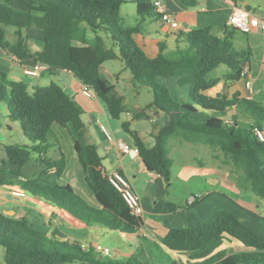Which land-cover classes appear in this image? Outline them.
<instances>
[{"label":"trees","instance_id":"obj_1","mask_svg":"<svg viewBox=\"0 0 264 264\" xmlns=\"http://www.w3.org/2000/svg\"><path fill=\"white\" fill-rule=\"evenodd\" d=\"M127 1L0 0V49L20 60L45 63L51 70L60 67L72 72L94 89L114 119L126 111L125 98L116 84L104 77L101 66L120 60L132 73L133 83L152 94L149 107L171 116V122L155 134L153 146H148L128 121L122 123L149 171L160 174L169 189L173 166L169 143L178 139L208 145L223 153V162L237 175L240 188L264 200V141L256 134V129L264 134V104L238 93L231 97L204 94L221 81L228 85L246 75L253 51L250 45L235 46L234 36L241 30L228 24L220 34L212 26L182 29L174 33L178 44L174 52H167V44L159 42L152 57L141 46L140 36L145 33L147 19L157 21L161 15L152 0H135L136 23L126 25L121 8ZM7 26L14 27L13 39L8 38ZM34 29L42 38L37 50L28 40ZM221 64L228 71L211 76ZM171 78L181 87L189 86V100L172 99L165 82ZM3 102L8 104L10 118L20 122L29 143L5 145L0 186H16L87 225L138 235L155 256V264H184L169 251L187 254L194 264H264V233L227 209L199 222L190 221L185 227H172L159 242L140 235L141 216L132 212L110 181L98 146L86 140L84 108L59 83L36 85L30 92L26 81L10 79L0 71V104ZM201 115L203 119L198 120ZM55 124L72 135L78 161L99 206L88 203L68 183L43 179L52 172L60 178L67 167L60 147L57 157L49 154L59 146ZM227 237L238 241L243 249L221 248ZM0 247L6 264H136L131 258L97 253L93 247L84 250L80 244L36 230L25 216L3 212Z\"/></svg>","mask_w":264,"mask_h":264},{"label":"crops","instance_id":"obj_2","mask_svg":"<svg viewBox=\"0 0 264 264\" xmlns=\"http://www.w3.org/2000/svg\"><path fill=\"white\" fill-rule=\"evenodd\" d=\"M186 1L194 2L195 5L189 6L186 4ZM166 4L182 27L174 29L167 23L161 26V17L157 21L148 18L145 33L140 36V42L141 46L152 57L158 52V43L175 41L174 33L179 30L212 26L213 31L220 34L228 24V18L233 7L238 6L250 9L247 2L244 5H238L237 1L234 2L232 0H166ZM260 18L264 19L263 16H260ZM34 32H39L38 36H35ZM251 33L255 35L263 32L260 29H256L252 30ZM28 40L35 50L39 49L42 45L40 31L37 29L31 31ZM36 64L37 61L35 62L31 59L20 60L16 56L10 55L0 49V71H5L10 79L26 81L30 92L34 90L36 85H48L52 81H55L62 85L65 91L73 96L84 108L85 113L83 118L88 125L87 142L98 146L104 165L109 173L115 171L121 173L129 180L132 189L141 198L142 225L138 231L140 235L159 242L172 227H185L190 221L199 222L210 218L216 212L223 210V206H228L227 210H231L237 216L264 233V215L259 214L260 209L264 208V200L262 198L253 199L249 198V195L243 194L239 196L240 198L228 196V199H224L221 191L216 189L217 184L220 182V178L217 175H214V178L208 176L209 185L213 186L214 189H207L203 192H192L186 197H179L171 192L172 179L171 187L168 189L165 179L160 174L151 172L146 168L132 138L124 131L122 123L128 121L132 129L139 131L143 141L148 146H153L155 144V134L162 126L171 122V116L154 107H149L148 104L152 98L142 101L140 91L144 90L137 88L138 86L134 83L130 85V89L134 93L132 98L127 96L126 86L120 89L122 80L119 75L124 72V68L115 72L112 64H106L105 62L101 66L104 77L114 82L118 93L125 98L126 111L119 119H114L109 115L105 104L98 97L88 98L82 93V82L72 72L58 67L53 70H45L39 76H29L24 73L26 67H33ZM261 67L263 72L259 75V73H256L258 68L255 66L254 61H250L249 67L246 69V75L242 79L228 85L224 81H221L204 91V94L209 96L227 95L231 97L234 93H238L242 97L252 96L253 99L264 104V80L261 78V75L264 73V55ZM175 84H177L176 81ZM184 87H186L184 91L188 90V93L183 92L184 95H181L185 96L184 100H187L189 86ZM131 100H136L135 104L131 103ZM102 124L107 125L112 130L114 141L107 140L101 129ZM54 130L59 139V146L50 149L49 154L57 157L58 147H60L65 153L66 159L68 154L72 158L74 157L76 160L75 167H77L78 158L74 150V139L69 130L57 124L54 125ZM17 133H21L23 138L27 139V141H23V144L29 143L28 138L23 133L20 122L10 118L8 104L3 102L0 104V162L6 158L5 145L15 143L14 135ZM118 140L130 143L133 146L132 150L127 153L122 152L116 144ZM180 150L184 151V149ZM68 169L69 164L67 163V167L60 178L56 176L55 172H52L43 179L50 183L66 184L61 183V181L64 179L65 173H68ZM77 173L78 171L74 175L70 173L67 175V183L73 188L75 187L76 191L82 186L85 187V181L80 177L82 173H79L80 175ZM16 191L23 192L24 196L14 195L13 193ZM85 194L86 196H84L87 198L88 203L93 206H99L92 192L85 191ZM198 194L201 197L190 203L191 197ZM244 195H246L245 199L243 198ZM173 196L176 201L169 199ZM170 203H172L173 209L170 208ZM0 212L16 217L25 216L29 219V224L36 230L44 232L49 236H56L61 240L64 238L66 241L80 245L83 243L90 245L96 243L102 244L100 237L104 233H107L106 230H108V228L99 225H87L67 211L44 199L29 195L16 186H0ZM122 234L126 235L125 237H129L130 240L133 239L136 245L129 246L127 251L121 249L114 251L112 249L113 257L129 259L135 256L137 261H143L146 264L158 263L148 246L142 244L138 235ZM232 245L235 247V251L243 249L242 244L230 237L225 239L221 248L231 249ZM169 252H171L174 258L181 260L184 264H194L191 262H195L190 260L185 253ZM0 253L4 258V249L2 250L1 247ZM133 253L136 255H132Z\"/></svg>","mask_w":264,"mask_h":264},{"label":"rangeland","instance_id":"obj_3","mask_svg":"<svg viewBox=\"0 0 264 264\" xmlns=\"http://www.w3.org/2000/svg\"><path fill=\"white\" fill-rule=\"evenodd\" d=\"M238 2V5H244L245 2L249 4V10L258 15V17L263 16L264 17V0H235ZM121 14L123 16V19L125 21L126 25H132L136 23L137 18V10H136V2L135 0H128L126 3L122 5L121 8ZM165 24L164 21H161V26ZM8 30V38L13 39V26H7ZM263 32V31H262ZM39 32H34L35 36H38ZM234 43L237 48H246L248 45L252 48V56L250 61H254L255 66H257L256 73L261 74L263 70L261 69V64L263 60L264 55V32L261 34H252L251 32L245 33L242 31H237L236 35L234 36ZM167 44V52H174L177 48V42L176 41H169ZM106 64H112L113 68L115 69V72L120 71V69L124 68L123 62L120 60L116 61H109L106 62ZM228 67L225 64H221L219 67H217L213 72L211 73V76H221L224 73L228 71ZM124 72L121 73L120 79L122 80L120 89L125 88L126 86V92L128 97H133L134 93L130 89L132 81V73L129 70L123 69ZM258 77V75H256ZM261 78L264 80V73L261 75ZM172 80V81H171ZM166 83L170 88V95L172 99L179 100L184 99L185 96L183 92L188 93L185 88L181 87L177 84H175V79H166ZM137 88L144 90L140 91L141 99L142 101H146V99H151L152 94L148 91L147 88H141L138 86ZM183 90V91H182ZM182 94V95H181ZM252 98V96H250ZM189 100V96L188 99ZM186 100V101H187ZM136 100H131V103L135 104ZM198 120L203 119V116L197 117ZM107 126V125H105ZM108 127V126H107ZM112 131V130H111ZM113 133V132H112ZM15 143L23 144V141H27L23 138V135L21 133H17L14 135ZM180 149H184V151H181ZM68 154V152H67ZM168 155L173 160V166H172V187L171 192L172 194H176L179 197L187 196L192 192H199V191H205L207 189H214L213 186L209 185V179L208 176H211L214 178V175H217L220 178V182L217 184V190L221 191V193L224 196V199H228V196L232 198H240V195L246 194L249 195V198H258L257 195H255L251 190H245L243 188H240L238 186V183L236 181V174L231 171V166L228 164H225L223 162V153H221L218 149L211 148L208 145H201V144H193L187 141H182L178 139H173L169 145H168ZM78 160V159H77ZM67 163L69 164L68 173H65L64 179L61 181V183L67 184V175L69 173L71 175H74L77 171L79 173H82L80 177L86 182H84L85 187H81L77 192L81 195H85V191L92 192L91 188L88 184V181L86 179V175L83 172L82 166L80 165L79 161H77V167H75L76 160L74 157L72 158L71 155L68 154L67 156ZM33 168V166H32ZM77 169V170H76ZM73 177V176H72ZM213 182V180H212ZM75 188V187H74ZM78 189V188H76ZM30 195V194H29ZM243 198L245 199V196ZM84 196V198L87 200V198ZM14 199V198H12ZM170 200H174V196L169 198ZM223 200V199H222ZM253 201V200H252ZM227 204L225 200H223ZM228 206H223L222 209H228ZM231 207V206H230ZM260 215H264V208H261L259 211ZM255 227V226H253ZM255 229H257L255 227ZM107 233H104L100 240L103 245H108L113 249L114 251H117L118 249H121L123 251H127L129 246H135L136 243L133 239H129V237H125L122 233L119 231H111L106 230ZM64 241L65 239L62 238ZM66 241V240H65ZM78 244V243H77ZM2 248V247H1ZM232 249L233 245L231 246ZM3 250V248H2ZM132 255H136L133 253ZM132 261L136 264H146L143 261H137V258L133 256ZM0 264H6L5 260L0 253Z\"/></svg>","mask_w":264,"mask_h":264},{"label":"built area","instance_id":"obj_4","mask_svg":"<svg viewBox=\"0 0 264 264\" xmlns=\"http://www.w3.org/2000/svg\"><path fill=\"white\" fill-rule=\"evenodd\" d=\"M153 6L155 11L161 15L162 21L167 23L170 27L174 29H179L182 27V25L177 21L174 14L169 10L166 4V0H152ZM228 25L233 26L242 32L249 33L252 30L260 29L264 32V19H261L258 17V15L252 13L247 8L233 7V10L228 18ZM50 69V67L41 62H37V64L33 67H26L24 70V73L29 76H39L43 71ZM82 93L88 97V98H95L96 93L94 89L87 84L82 83ZM101 129L107 138L108 141H114V136L110 128L105 126L104 124L101 125ZM256 134L258 138L262 141H264V134L261 130L256 129ZM116 144L118 148L124 152L127 153L132 150L133 146L124 141V140H118L116 141ZM110 181L112 184L116 187V189L122 194L123 198L125 199L126 203L132 210V212L137 215L141 216L142 214V207H141V198L140 196L132 189V186L129 182V180L124 177L121 173L115 171L111 172L109 174ZM16 196H24L23 192H14L13 193ZM201 196L195 195L191 197L190 203H193L197 199H199ZM81 247L84 250H87L91 247L97 252L101 253L103 255H112V249L108 246H105L101 243H96L94 245H90L87 243L81 244Z\"/></svg>","mask_w":264,"mask_h":264}]
</instances>
